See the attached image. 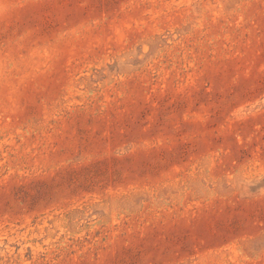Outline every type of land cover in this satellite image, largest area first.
<instances>
[{
  "label": "rangeland",
  "instance_id": "1",
  "mask_svg": "<svg viewBox=\"0 0 264 264\" xmlns=\"http://www.w3.org/2000/svg\"><path fill=\"white\" fill-rule=\"evenodd\" d=\"M0 264H264V0H0Z\"/></svg>",
  "mask_w": 264,
  "mask_h": 264
}]
</instances>
